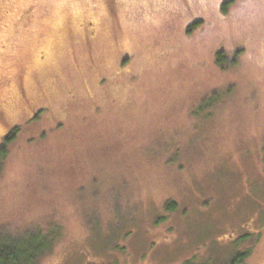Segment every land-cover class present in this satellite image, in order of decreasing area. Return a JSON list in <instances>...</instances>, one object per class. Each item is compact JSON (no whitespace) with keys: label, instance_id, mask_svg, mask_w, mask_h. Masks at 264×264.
<instances>
[{"label":"rangeland","instance_id":"rangeland-1","mask_svg":"<svg viewBox=\"0 0 264 264\" xmlns=\"http://www.w3.org/2000/svg\"><path fill=\"white\" fill-rule=\"evenodd\" d=\"M30 1L0 5L10 21ZM119 2L36 0L0 48L1 83L25 47L46 53L26 102L1 92L16 131L0 228L54 238L37 264H231L253 247L241 264H264V0Z\"/></svg>","mask_w":264,"mask_h":264},{"label":"trees","instance_id":"trees-1","mask_svg":"<svg viewBox=\"0 0 264 264\" xmlns=\"http://www.w3.org/2000/svg\"><path fill=\"white\" fill-rule=\"evenodd\" d=\"M99 2L105 5L104 0H99ZM61 16L62 18H60L59 22H57L63 27L70 25L71 21H73L72 17L68 14L63 13V15L61 14ZM75 19L83 25L84 31L87 30L88 32H90L91 26L95 24L94 20L88 22L86 18L83 19L81 17H77ZM222 53L223 52L220 51L216 54V61L218 64L223 62ZM45 55V49L40 48L38 45H34L27 58L24 59L25 74L30 75L34 70L35 63L37 62L36 58H38L39 61H42L45 58ZM218 98L219 96L215 99ZM9 128L10 127H8L7 130ZM15 131V128H11L10 132L5 133L6 137L3 136L0 138V144H2L0 152L4 151V147L8 145V143L14 136ZM175 205V202L168 201L166 202L165 207L169 210H172L174 209ZM240 236H242L243 239L249 237V235L246 234ZM38 237L39 238H37L35 235H15L14 233L5 231L0 228V264H37V260L40 258V256L50 251L54 239H48L46 236ZM253 248L238 252L231 264H241L244 259H246L252 253Z\"/></svg>","mask_w":264,"mask_h":264},{"label":"flooded vegetation","instance_id":"flooded-vegetation-1","mask_svg":"<svg viewBox=\"0 0 264 264\" xmlns=\"http://www.w3.org/2000/svg\"><path fill=\"white\" fill-rule=\"evenodd\" d=\"M105 5L101 3L100 6H104L107 9L115 10L120 5V0H104ZM3 2V0H0V3ZM226 2V1H225ZM221 3V2H220ZM36 0H31L29 3H27V6L24 7L21 11H19V15L17 16L16 20H8V14L9 11L5 9V7L0 5V48L6 47V42L9 36L11 35V32H25L26 28L29 26V22L32 17H34V7L36 6ZM4 9V10H3ZM70 11V12H69ZM63 13L70 15L72 13L71 10L64 9ZM73 14V13H72ZM71 16V15H70ZM25 35H28V32L24 33ZM13 35V34H12ZM33 46L30 44V46L25 47V54L24 57L31 52V48ZM33 49V48H32ZM217 54V53H216ZM216 54H215V62L216 61ZM28 56V55H27ZM25 57V59L27 58ZM23 57V58H24ZM218 64V63H217ZM219 67H224L222 63L218 64ZM17 68V78L14 77L10 79H5L0 84V138L6 137L5 132L8 128V123H6L4 119V112L2 108V96L1 92L3 90H6L10 87L15 88V91L17 92V95L23 99V101L26 99L24 96V93L22 92V86L24 83V78L26 77L25 74V68H24V60L22 61L21 65H18ZM14 69V68H13ZM16 74V73H15ZM26 102V101H24ZM4 129L6 131H4ZM7 133V132H6Z\"/></svg>","mask_w":264,"mask_h":264}]
</instances>
